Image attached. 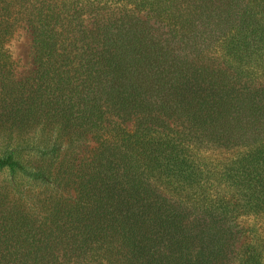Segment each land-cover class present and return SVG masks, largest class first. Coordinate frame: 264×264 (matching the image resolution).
I'll return each mask as SVG.
<instances>
[{"label":"trees","instance_id":"1","mask_svg":"<svg viewBox=\"0 0 264 264\" xmlns=\"http://www.w3.org/2000/svg\"><path fill=\"white\" fill-rule=\"evenodd\" d=\"M0 52V170L35 188L2 189L0 264H264L235 233L264 226V0H0Z\"/></svg>","mask_w":264,"mask_h":264},{"label":"rangeland","instance_id":"2","mask_svg":"<svg viewBox=\"0 0 264 264\" xmlns=\"http://www.w3.org/2000/svg\"><path fill=\"white\" fill-rule=\"evenodd\" d=\"M5 49L13 63L11 70L13 71L15 79L18 81H25L29 79L34 72L32 37L30 31L25 27L18 29L14 36L6 44ZM1 54L2 53L0 52V56ZM15 184L20 185L13 190L12 194L14 196L10 194V201L18 198V192L20 191H24L23 193L25 194H32L35 191V188L29 186H26L23 190L25 182H21L19 175H12L6 170H0V239H2L1 225L6 222L3 215H5V209L9 205L8 201L5 202L2 199V189L7 185L15 186ZM236 223L238 224V227L235 229L237 248L245 242H249L253 231H257V233L261 235L264 234V226L259 222H255L252 218L242 216L239 217Z\"/></svg>","mask_w":264,"mask_h":264}]
</instances>
